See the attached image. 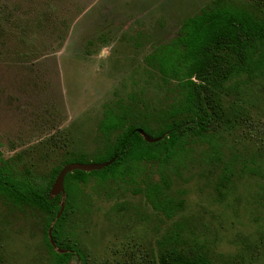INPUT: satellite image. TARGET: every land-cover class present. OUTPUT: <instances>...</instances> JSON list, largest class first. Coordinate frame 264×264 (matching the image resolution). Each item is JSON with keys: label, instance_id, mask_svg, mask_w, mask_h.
Wrapping results in <instances>:
<instances>
[{"label": "rangeland", "instance_id": "1", "mask_svg": "<svg viewBox=\"0 0 264 264\" xmlns=\"http://www.w3.org/2000/svg\"><path fill=\"white\" fill-rule=\"evenodd\" d=\"M210 1L0 0V159L48 174L98 150L106 106L132 96L137 107L171 102L173 90L146 58ZM31 33L38 41L28 50L22 37ZM236 103L241 124L218 127L224 159H251L257 173L223 182L205 147L194 145L170 175V193L184 201L170 220L135 192L139 186L90 179L83 187L90 206L77 219L88 264H158L157 240L179 219L214 262L264 264V79ZM0 264H48L39 213L0 203Z\"/></svg>", "mask_w": 264, "mask_h": 264}, {"label": "trees", "instance_id": "2", "mask_svg": "<svg viewBox=\"0 0 264 264\" xmlns=\"http://www.w3.org/2000/svg\"><path fill=\"white\" fill-rule=\"evenodd\" d=\"M22 40L28 50L38 41L34 33ZM146 59L173 90L171 102L137 107L132 96L130 102L106 106L97 125L98 150L71 156L48 174L21 167L13 157L0 159V203L39 213L48 264H88L77 219L90 206L83 187L92 178L139 186L135 192L144 195L158 216L170 220L184 207L183 199L170 193V175L185 166L194 145L205 147L203 154L221 169L223 182L236 173H257L251 159L242 161L237 154L224 159L218 127L241 124L246 115L236 101L264 79V0H211L185 18L177 35L156 46ZM227 99L233 100L229 106ZM144 134L158 139L149 141ZM108 161L100 169L68 172L63 190L53 193L65 165ZM157 243L162 246L158 264H218L181 219L174 220ZM229 262L224 264H249L243 258Z\"/></svg>", "mask_w": 264, "mask_h": 264}, {"label": "water", "instance_id": "3", "mask_svg": "<svg viewBox=\"0 0 264 264\" xmlns=\"http://www.w3.org/2000/svg\"><path fill=\"white\" fill-rule=\"evenodd\" d=\"M141 131V129H140ZM143 131V130H142ZM145 138L149 141H155L158 138H152L147 134H144ZM111 163V161L108 162H103V163H80V162H73V163H69L67 165L64 166V168L62 169L61 173L58 176V179L56 181V183L53 186V193L56 194L59 191L63 190V181L64 178L66 176V174L68 172H71L75 169H82L85 171H89V170H94V169H100L103 168L106 165H109ZM62 212V209L60 211V213ZM52 228H50V234H51Z\"/></svg>", "mask_w": 264, "mask_h": 264}, {"label": "flooded vegetation", "instance_id": "4", "mask_svg": "<svg viewBox=\"0 0 264 264\" xmlns=\"http://www.w3.org/2000/svg\"><path fill=\"white\" fill-rule=\"evenodd\" d=\"M8 161V160H7Z\"/></svg>", "mask_w": 264, "mask_h": 264}]
</instances>
